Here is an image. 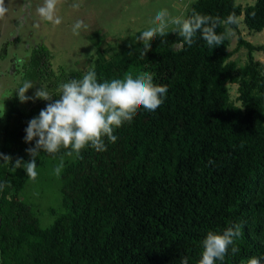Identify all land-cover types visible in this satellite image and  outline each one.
Wrapping results in <instances>:
<instances>
[{
	"label": "trees",
	"instance_id": "1",
	"mask_svg": "<svg viewBox=\"0 0 264 264\" xmlns=\"http://www.w3.org/2000/svg\"><path fill=\"white\" fill-rule=\"evenodd\" d=\"M193 10L221 19L235 13L248 31L264 29V0L242 7L234 0H195L185 17ZM234 31L236 49L246 51L241 65L229 60V40L210 48L198 33L189 47L181 37L157 36L145 58L140 45L97 77L150 72L168 92L157 110L141 109L117 129L107 151L89 146L64 165L61 210H49L47 226L15 198L26 170L12 171L0 159V182L10 185L0 190V264H180L181 257L198 264L207 233H222L230 222L242 223L243 236L239 253L229 249L222 264L264 257V73L251 57L264 53V45L243 40L237 26ZM49 60L44 45L34 47L22 82L50 78ZM227 83L237 86L238 106L228 101ZM39 112L14 99L3 112L0 154L13 165L30 160L35 140L23 136Z\"/></svg>",
	"mask_w": 264,
	"mask_h": 264
},
{
	"label": "rangeland",
	"instance_id": "2",
	"mask_svg": "<svg viewBox=\"0 0 264 264\" xmlns=\"http://www.w3.org/2000/svg\"><path fill=\"white\" fill-rule=\"evenodd\" d=\"M193 1L195 0H58L56 15L60 17L61 23L54 25L42 20L37 14V8L43 5L44 0H5L8 12L0 19V51H4L0 57V142L3 136V112L7 109L9 100L14 99L24 110L37 107L41 111L48 103L35 99L22 103L16 94L23 84L21 78L25 69L21 66L22 62L33 46L43 44L47 48L50 53L49 70L53 75L38 83L32 82L34 88L26 95L34 97L36 89L44 87L55 100L59 97L57 89L61 83L82 78L90 67H94L97 77L104 76L114 63L142 45L137 42V37L153 26L151 21L157 12L167 9L172 16H185L187 7ZM254 2L255 0H234L241 7ZM74 4L79 7H73ZM238 18L240 37L254 46L264 45V29L260 32L248 31L241 16ZM78 20H83L88 27L77 35L73 33V25ZM165 37L177 39L180 36L172 32L170 26L169 34ZM3 43H7L4 50ZM178 47L179 44L172 45L173 49ZM227 49L231 52L229 60L235 61L237 65L245 61V49H236V34L229 39ZM251 57L260 63V69L264 73V53L256 51ZM236 87V84H226L229 103L238 106ZM23 137L26 138V134ZM73 158L74 156L65 157L64 165ZM58 164L59 156H39L36 180L28 178L15 195L17 201L29 206L32 216L41 227L47 226L53 218L49 210H61L60 182L54 173Z\"/></svg>",
	"mask_w": 264,
	"mask_h": 264
},
{
	"label": "clouds",
	"instance_id": "3",
	"mask_svg": "<svg viewBox=\"0 0 264 264\" xmlns=\"http://www.w3.org/2000/svg\"><path fill=\"white\" fill-rule=\"evenodd\" d=\"M58 0H44L37 8L39 17L54 25L61 23L56 15ZM73 7H79L74 4ZM8 12L5 0H0V19ZM152 27L143 31L137 42L142 44L141 58H145L151 50V43L157 36L165 37L171 31L178 34L183 44L191 47L197 34L206 41L207 46L216 48L226 40L235 36L234 26L239 24V18L231 13L225 19L201 14L195 10L190 16H172L167 9L157 12L151 21ZM88 25L78 20L73 25V33L79 34ZM223 31L217 33V28ZM31 81L25 80L19 87L17 95L24 103L30 99L47 101L39 116L29 121L26 128V143L35 140V147L29 148L30 160L23 162L17 159L12 164L10 156L0 154L4 163L12 165V171L23 167L28 177L35 181L37 172V156L41 151L52 156H59V164L54 173L59 176L64 168L65 157H80L82 150L91 146L96 152L107 151L106 141L116 143L118 137L114 134L125 123H131L141 109L154 112L164 102L168 92L166 85L154 83V74L139 72L135 76L126 73L124 77L98 81L94 67H90L80 79H72L58 86V99L44 87L37 88L34 97L26 93L33 89ZM61 150L63 154L61 155ZM211 163V161H210ZM10 186L0 182V190ZM243 236V226L240 222H230L222 233L209 231L202 241V258L198 264H217L229 254H238L240 249L237 242ZM264 257H251L247 264H262ZM180 264H188L187 257H181Z\"/></svg>",
	"mask_w": 264,
	"mask_h": 264
},
{
	"label": "flooded vegetation",
	"instance_id": "4",
	"mask_svg": "<svg viewBox=\"0 0 264 264\" xmlns=\"http://www.w3.org/2000/svg\"><path fill=\"white\" fill-rule=\"evenodd\" d=\"M6 44H7V43H3V45H2L3 50H4V47L6 46ZM39 45H43V44H38V45H35V46H33V47L31 48L28 57L25 58V59L23 60V62H22V65H21V66H22L23 68H24L23 64H25V63L28 62V60H29V56H30V54H31V52H32V50H33V48L36 47V46H39ZM3 54H4V51H3V52L0 51V57H2Z\"/></svg>",
	"mask_w": 264,
	"mask_h": 264
},
{
	"label": "crops",
	"instance_id": "5",
	"mask_svg": "<svg viewBox=\"0 0 264 264\" xmlns=\"http://www.w3.org/2000/svg\"><path fill=\"white\" fill-rule=\"evenodd\" d=\"M253 52H256V51H252L251 54H252ZM242 64H243V63H242Z\"/></svg>",
	"mask_w": 264,
	"mask_h": 264
}]
</instances>
